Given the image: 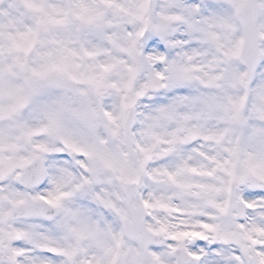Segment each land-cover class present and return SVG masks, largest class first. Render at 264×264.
Returning <instances> with one entry per match:
<instances>
[{"label":"snow or ice","instance_id":"1","mask_svg":"<svg viewBox=\"0 0 264 264\" xmlns=\"http://www.w3.org/2000/svg\"><path fill=\"white\" fill-rule=\"evenodd\" d=\"M0 264H264V0L0 7Z\"/></svg>","mask_w":264,"mask_h":264},{"label":"clouds","instance_id":"2","mask_svg":"<svg viewBox=\"0 0 264 264\" xmlns=\"http://www.w3.org/2000/svg\"><path fill=\"white\" fill-rule=\"evenodd\" d=\"M164 3H165V0H157V6H163ZM7 6H8V0H0V7H7ZM206 59H208V57H197V58L194 59L193 63H203L204 60H206ZM159 98L161 100L163 99L162 96L159 97ZM108 99H113V98L109 97ZM113 103L115 104L116 101L113 100ZM138 110L143 111V105H140ZM215 124H216V121H210L209 122V126H214ZM170 130H171V126L167 122H165V123H162L161 126L159 128H157L155 131L157 133L161 134V135H164L167 132H169ZM99 131L101 133H104L103 127H101L99 129ZM135 139L137 141H139L141 144H144L145 146H149L152 143V140L150 139V137L145 136V135H141V133L139 131L137 132V135H136ZM116 143L117 142L110 140L108 146L114 148ZM121 147H123L124 150H127L126 147H124V146H121ZM132 158L137 159V160L140 159L141 158L140 153L136 152ZM115 183H119V182L115 181ZM147 186H148V190L149 191L156 190L158 192L166 191L167 187H168L166 184L153 185L151 183V181L147 182Z\"/></svg>","mask_w":264,"mask_h":264}]
</instances>
